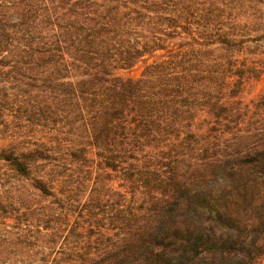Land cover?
<instances>
[{
    "label": "trees",
    "instance_id": "obj_1",
    "mask_svg": "<svg viewBox=\"0 0 264 264\" xmlns=\"http://www.w3.org/2000/svg\"><path fill=\"white\" fill-rule=\"evenodd\" d=\"M262 82L264 0H0V264L257 263Z\"/></svg>",
    "mask_w": 264,
    "mask_h": 264
},
{
    "label": "rangeland",
    "instance_id": "obj_2",
    "mask_svg": "<svg viewBox=\"0 0 264 264\" xmlns=\"http://www.w3.org/2000/svg\"><path fill=\"white\" fill-rule=\"evenodd\" d=\"M138 72H139V68H136V69H134L132 72H131V74H134V75H136V74H138ZM264 86V82H262L261 84H259V88H261V87H263ZM255 264H264V258H262L261 260H259L257 263H255Z\"/></svg>",
    "mask_w": 264,
    "mask_h": 264
}]
</instances>
